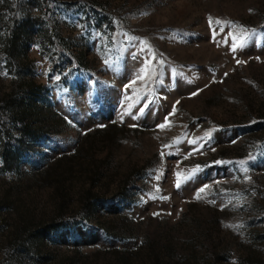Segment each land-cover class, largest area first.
I'll return each mask as SVG.
<instances>
[{
    "label": "rangeland",
    "instance_id": "374dc122",
    "mask_svg": "<svg viewBox=\"0 0 264 264\" xmlns=\"http://www.w3.org/2000/svg\"><path fill=\"white\" fill-rule=\"evenodd\" d=\"M0 161V264H264V0H0Z\"/></svg>",
    "mask_w": 264,
    "mask_h": 264
},
{
    "label": "trees",
    "instance_id": "16d2710c",
    "mask_svg": "<svg viewBox=\"0 0 264 264\" xmlns=\"http://www.w3.org/2000/svg\"><path fill=\"white\" fill-rule=\"evenodd\" d=\"M26 28L27 25L26 23H22L19 28H17L13 33H12V37L9 40V43L7 44L6 50L10 55H14V54H18V51H16V49L18 47H24V42L20 41V35L24 32H26ZM21 42V43H20ZM21 119H27L28 116H26L25 113L21 114ZM123 129V125H117L115 123H108L106 125H104L103 127L97 128L95 133L97 134H107L110 131L115 132L116 130H122ZM26 130V128L24 129ZM86 204L87 207L91 208L92 210V204H90V200H91V195L89 193H87L86 195Z\"/></svg>",
    "mask_w": 264,
    "mask_h": 264
},
{
    "label": "snow or ice",
    "instance_id": "6c2138e0",
    "mask_svg": "<svg viewBox=\"0 0 264 264\" xmlns=\"http://www.w3.org/2000/svg\"><path fill=\"white\" fill-rule=\"evenodd\" d=\"M211 23H212V21L211 20H209V24L211 25ZM216 23L217 24H219L220 23V21L219 20H217L216 21ZM250 35H255V33L253 32V33H251ZM247 42V40H245L244 42H242L240 45H239V47H243L244 46V43H246ZM236 47L237 46H233V48H232V50L233 51H235L236 50ZM242 61H237V63H241ZM139 79H143L144 78V76L143 75H141V76H139L138 77ZM133 83H135V81H133ZM196 93H193V95H195ZM146 107H147V104H145L144 106H142V107H140L139 108V112L141 113V114H143L144 113V111H145V109H146ZM130 115H131V113H129ZM136 117H135V115H133V119H135ZM166 123H167V120H166ZM166 123H162V124H160L159 125V127L161 128V129H163V128H165V126H166ZM193 143H195V141H192ZM200 147H203V145H201ZM163 155V154H162ZM215 163H220L219 161H217V162H215ZM241 163H244L243 161H241ZM0 164H2V161H0ZM198 170V168L197 169H194L193 170V172H191L188 176H186L184 179H185V181H187V180H190L191 178H192V175H194L195 174V172ZM177 175V180H176V187H180L181 186V181H180V179H179V176H180V173H177L176 174ZM157 179H159V177L157 178ZM208 186L207 185H204V186H202L201 187V189L199 190L200 192H204V190H205V188H207ZM166 198V197H165ZM201 197L198 195L197 196V199H200Z\"/></svg>",
    "mask_w": 264,
    "mask_h": 264
}]
</instances>
